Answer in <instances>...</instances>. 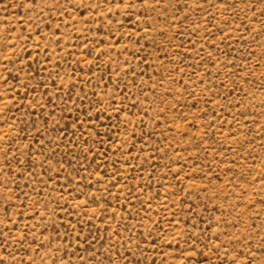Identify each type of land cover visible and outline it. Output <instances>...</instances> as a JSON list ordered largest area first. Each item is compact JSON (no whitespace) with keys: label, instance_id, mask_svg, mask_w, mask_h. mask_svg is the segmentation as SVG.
<instances>
[{"label":"rangeland","instance_id":"374dc122","mask_svg":"<svg viewBox=\"0 0 264 264\" xmlns=\"http://www.w3.org/2000/svg\"><path fill=\"white\" fill-rule=\"evenodd\" d=\"M0 264H264V0H0Z\"/></svg>","mask_w":264,"mask_h":264}]
</instances>
